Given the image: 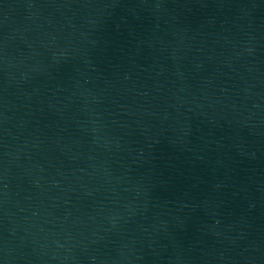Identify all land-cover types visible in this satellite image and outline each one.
<instances>
[{"label":"water","instance_id":"obj_1","mask_svg":"<svg viewBox=\"0 0 264 264\" xmlns=\"http://www.w3.org/2000/svg\"><path fill=\"white\" fill-rule=\"evenodd\" d=\"M0 264H264L174 0H0Z\"/></svg>","mask_w":264,"mask_h":264}]
</instances>
